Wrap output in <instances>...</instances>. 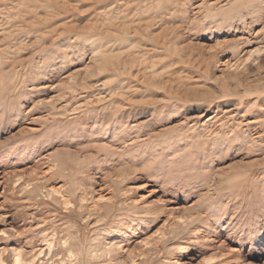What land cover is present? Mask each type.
I'll return each mask as SVG.
<instances>
[{
  "label": "rangeland",
  "instance_id": "374dc122",
  "mask_svg": "<svg viewBox=\"0 0 264 264\" xmlns=\"http://www.w3.org/2000/svg\"><path fill=\"white\" fill-rule=\"evenodd\" d=\"M54 229L73 252L39 255ZM16 252L264 264V0H0V264Z\"/></svg>",
  "mask_w": 264,
  "mask_h": 264
},
{
  "label": "bare ground",
  "instance_id": "6f19581e",
  "mask_svg": "<svg viewBox=\"0 0 264 264\" xmlns=\"http://www.w3.org/2000/svg\"><path fill=\"white\" fill-rule=\"evenodd\" d=\"M64 191L65 190L60 189V188H58V189L52 188L51 189V193L54 195V198L63 197V199H65L66 203H68L72 207L73 206V202L71 201V198H67V197H65L63 195ZM63 231H64V229H63ZM69 235H70V231L69 230H67L65 232V234H60V233H58V231L56 229H54V232H53L52 235H48V236L45 235L44 236L45 239H44L43 243L45 245L37 247V251L36 252H39V255H41V256L45 255L47 253H48V255H50V254H55V255L56 254H61V252L66 251V250L67 251H71V253H72L73 252L72 250H74V249H73V246L71 245L72 244V242H71L72 240L71 241L69 240ZM61 241H63L62 247H56V245H58L59 242H61ZM72 255H74V254H72ZM15 259L18 262V264H23L22 256H21L20 253L16 252ZM60 264H65V263L62 261ZM244 264H246V263H244ZM249 264H255V263H249Z\"/></svg>",
  "mask_w": 264,
  "mask_h": 264
}]
</instances>
